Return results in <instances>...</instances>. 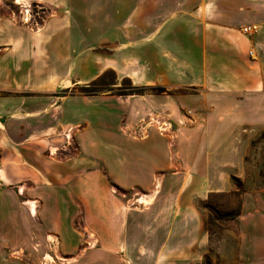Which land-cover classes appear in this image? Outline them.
Listing matches in <instances>:
<instances>
[{"label": "crops", "instance_id": "crops-1", "mask_svg": "<svg viewBox=\"0 0 264 264\" xmlns=\"http://www.w3.org/2000/svg\"><path fill=\"white\" fill-rule=\"evenodd\" d=\"M42 1L57 8L42 30L0 16V189H19L0 196V264L31 225L33 264L47 251L66 264L200 263L198 202L219 185L229 136H214L224 121L189 125L182 109L262 94L264 0ZM105 71L163 92L58 95ZM179 90L196 93H168ZM166 117L178 130L171 143ZM67 132L77 153L49 158ZM139 196H151L146 206ZM259 236L251 264H264Z\"/></svg>", "mask_w": 264, "mask_h": 264}, {"label": "rangeland", "instance_id": "rangeland-1", "mask_svg": "<svg viewBox=\"0 0 264 264\" xmlns=\"http://www.w3.org/2000/svg\"><path fill=\"white\" fill-rule=\"evenodd\" d=\"M56 10L54 5L42 0H26L21 4H17L15 0H0V16L9 17L15 24L25 27L31 33L36 32V25L38 28L40 27L39 30H42L48 20L55 17ZM23 12H25L28 21L23 20ZM250 59L256 60V57ZM103 74V80L99 85L91 87L88 89L89 91H96L97 95L108 93L118 96L121 92L128 93L130 86L135 87L129 80L119 79L111 71H105ZM79 88L74 87L58 95L80 94ZM136 88L141 92L140 94H145L148 91L143 87ZM168 93L195 94L196 91L179 90ZM206 99L214 102L227 100L229 103L198 111L182 109V117L188 118L185 122L189 125H195L205 116L210 118V122L214 125L224 121V130L218 131L215 128L214 136H229V143L227 151L224 150L227 159L224 160L226 163H224L223 169L217 171V166H215L214 180L219 183L218 187H215L211 193L204 199H199L198 202L203 230L207 234L206 250L198 264H251L253 261L252 250L255 245V229L260 235L259 239L264 233V87L259 97L244 95L229 98L205 97ZM235 101L238 104H235ZM162 123L166 124V130L163 131L168 136L169 143L173 142V137L178 132L177 126L167 117ZM63 140L62 145L57 148L65 144V138ZM76 153L73 139L66 152L60 151L57 155H49L48 150L46 151L47 156L54 160L65 159L68 155ZM32 186L31 181L25 183L23 196L28 198L33 196ZM18 190L11 186H2L0 196H13L15 194L12 192H18ZM20 193H22L21 190ZM119 194L128 197L133 195L123 191ZM154 195L155 193L152 195V200ZM141 197L143 196H139L136 200ZM150 198L151 196L145 199L150 200ZM135 203L137 204L136 201ZM136 204L133 208L143 206ZM30 230L33 231L32 225L28 226V230L23 232L24 235L18 240L7 241L6 264H33V232L30 233ZM91 240L93 238L89 241ZM49 255L53 258L52 262L46 260V256ZM70 260V256L56 255L54 257L47 251L45 254H41L39 264H55V262L66 264Z\"/></svg>", "mask_w": 264, "mask_h": 264}, {"label": "built area", "instance_id": "built-area-1", "mask_svg": "<svg viewBox=\"0 0 264 264\" xmlns=\"http://www.w3.org/2000/svg\"><path fill=\"white\" fill-rule=\"evenodd\" d=\"M39 29H40V27L38 28V25H36L35 30L38 31ZM241 32L243 34H245L246 36L251 37L257 32V27L256 26H245V27L241 28ZM252 54H253V52H252V50H250L249 55L252 56ZM162 132H164V131H162ZM64 138H65V144L63 146H61L60 148L52 147V148L48 149L49 155H57V153H60V151L66 152L68 150L69 146L71 145L72 138H71V136H69L68 132L64 135Z\"/></svg>", "mask_w": 264, "mask_h": 264}, {"label": "trees", "instance_id": "trees-1", "mask_svg": "<svg viewBox=\"0 0 264 264\" xmlns=\"http://www.w3.org/2000/svg\"><path fill=\"white\" fill-rule=\"evenodd\" d=\"M103 77H104V74L99 77L97 80L91 82L88 86H85V87H80V93L83 94V95H97L98 92L96 91H89L88 89H90L91 87H96L99 85V83L103 80ZM128 81V80H126ZM148 91H151L153 93H162L163 92V89L161 88H151L149 89ZM141 92L138 91V88L136 87H129V92L128 93H119L118 95L119 96H123V95H133V94H140Z\"/></svg>", "mask_w": 264, "mask_h": 264}, {"label": "bare ground", "instance_id": "bare-ground-1", "mask_svg": "<svg viewBox=\"0 0 264 264\" xmlns=\"http://www.w3.org/2000/svg\"><path fill=\"white\" fill-rule=\"evenodd\" d=\"M15 2H16L17 4H21V3L26 2V0H15ZM23 14H24V16H23V20H24V21H28V19L26 20L25 12H23ZM165 126H166V125H164V124H163L162 126H160V123H159V128H160V129L165 130V129H166ZM136 202H137V204H139V205H143V206H146V205L148 204V200H145V199H143V198H139L138 201H136ZM31 212L33 213V207H31ZM46 260H48L49 262H52V259H51L49 256H46Z\"/></svg>", "mask_w": 264, "mask_h": 264}]
</instances>
